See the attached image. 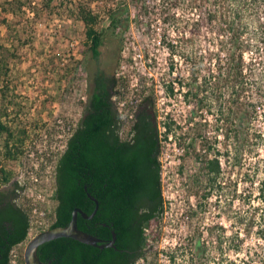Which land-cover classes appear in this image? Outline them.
Instances as JSON below:
<instances>
[{
  "label": "trees",
  "instance_id": "1",
  "mask_svg": "<svg viewBox=\"0 0 264 264\" xmlns=\"http://www.w3.org/2000/svg\"><path fill=\"white\" fill-rule=\"evenodd\" d=\"M185 1L192 11L201 10L205 27L213 30L219 40L217 48L201 54L198 62L190 57L191 75L183 95L195 105L186 118L187 128L172 116L159 119L152 90L141 95L131 117L125 119L111 97L119 79L114 72L90 69L82 112L55 160L51 193L54 206L48 227L67 225L76 206L90 214L96 200L92 216L78 213L77 226L110 240L114 229L116 238L111 244L98 246L72 236H57L37 246V255L44 262L135 264L137 257L144 256L149 248V230L157 235L156 225L164 212L159 154L162 140L170 137L199 162L205 199L213 194L219 196L215 186L222 187L217 181L223 174V162L242 167L246 151L260 156L261 164H256L252 172H244V180L255 190L250 188L243 197H237L249 205L252 196L257 198L261 205L259 217L250 221H256V234L264 242V153L260 155L264 135L253 124L255 118L264 117V0ZM7 4L3 9L9 12H15V8L25 10L22 0H9ZM43 4L50 9L63 6L83 21L84 46L98 62L103 33L96 27L99 12L90 1L45 0ZM107 14L112 30L128 23L124 5L108 7ZM7 15L0 14V22L7 24ZM199 16L193 20L196 26ZM168 45L175 53L174 44ZM204 60H209L207 72L200 74ZM68 67H60L63 75ZM8 71V60L0 57V80L5 81V86ZM199 75L203 79L197 82ZM177 83L180 86L173 82L164 86L169 95L182 89L183 81L178 78ZM5 109L0 112V264H10L12 247L25 241L29 227V212L19 200L22 186L13 179L28 130L21 127L16 131ZM201 111L213 115V119ZM197 115L202 119L197 120ZM258 172L261 175L255 179ZM193 193L197 195V190ZM222 241L220 238L219 246ZM138 247L141 249L133 256L128 253ZM204 251L205 245L197 235L191 246V264H196L194 258ZM168 255L174 259L173 254Z\"/></svg>",
  "mask_w": 264,
  "mask_h": 264
},
{
  "label": "rangeland",
  "instance_id": "2",
  "mask_svg": "<svg viewBox=\"0 0 264 264\" xmlns=\"http://www.w3.org/2000/svg\"><path fill=\"white\" fill-rule=\"evenodd\" d=\"M7 1H3L4 7L9 6ZM22 1L23 11L15 8L9 12L0 6V14H8V23L0 22V57H5L9 66L8 85L0 80V112L6 108L7 119L16 131L21 127L28 130L13 174V179L25 182L19 200L29 214L36 216L45 209L51 220L55 160L63 149L67 125H74L82 112L89 70L98 67L114 72L119 79L115 104L125 119L131 117L136 100L152 90L159 119L172 116L187 128L186 118L195 105L183 95L191 75L190 57L198 62L201 54L217 48L219 40L205 27L201 10L192 11L185 0H89L99 12L96 27L103 33L99 61L95 62L84 46L82 20L63 6L46 7L45 0ZM119 5L127 7L128 23L112 30L107 9ZM197 16L201 19L196 26L193 20ZM169 42L174 44L175 53ZM208 63L203 61L200 74L207 72ZM64 65L70 67L65 75L60 68ZM200 76L197 82L202 81ZM178 78L184 83L182 89L169 95L164 86L169 82L180 86ZM201 112L213 119V115ZM195 118L202 119L201 115ZM253 124L264 135V117L255 118ZM259 157L246 151L242 167L223 162V174L217 181L222 187L215 186L219 196L205 199L199 162L185 154L173 137L163 139L159 159L164 212L156 225L157 235L149 230L148 247L152 248L135 264H191V246L197 235L205 251L194 258L196 264H264V242L256 234V221H250L258 220L261 205L256 197L250 198V205L237 197L250 188L255 190L244 180V172L261 164ZM30 168L37 176L35 181ZM260 175L258 172L255 179ZM29 238L17 246L21 260Z\"/></svg>",
  "mask_w": 264,
  "mask_h": 264
},
{
  "label": "water",
  "instance_id": "3",
  "mask_svg": "<svg viewBox=\"0 0 264 264\" xmlns=\"http://www.w3.org/2000/svg\"><path fill=\"white\" fill-rule=\"evenodd\" d=\"M85 188V184L83 185ZM86 191V190H85ZM86 193L92 197L87 191ZM93 198V197H92ZM95 200V198H93ZM96 200H95V207L91 211L90 214H86L80 207L76 206L71 211V218L67 225L65 226H54V227H46L44 229L39 230L34 235H32L27 241L24 246L23 250V259L25 264H48L39 258L37 255V246L49 239L55 238L57 236H72L77 238L81 241L96 244L101 246L102 244H111L114 238V232L111 230L112 240L110 239H102L97 238L93 234L79 228L77 226V216L78 213L82 214L83 216H91L96 210ZM113 245V244H112Z\"/></svg>",
  "mask_w": 264,
  "mask_h": 264
},
{
  "label": "built area",
  "instance_id": "4",
  "mask_svg": "<svg viewBox=\"0 0 264 264\" xmlns=\"http://www.w3.org/2000/svg\"><path fill=\"white\" fill-rule=\"evenodd\" d=\"M158 43L161 42V39L157 40ZM165 88V87H164ZM118 90H116L113 94H112V99L114 101H116V97L119 96L118 94ZM140 100V99H139ZM136 100L135 104L132 106L131 108V112H130V116L132 115V111L136 105V103L139 101ZM118 103H120L121 105L124 104V100H118ZM118 107V106H117ZM58 122H62V118H57ZM73 125H67L66 127V131H65V137H64V142L61 145L63 148L65 146V140L68 136V134L70 133L71 129H72ZM161 128L163 129V127L161 126ZM63 150V149H62ZM42 158V157H41ZM32 168H30V176L33 178V180H37V176H35V173H32ZM18 179V178H17ZM18 183L22 186L25 182H23V180L18 179L17 180ZM40 195V194H39ZM33 211H36V205L32 208ZM51 222V220H49V216L48 214H46V210L45 209H40L38 214L36 216H33V213L29 214V227H28V232H27V237L33 234H35L36 232H38L41 229H44L46 227H48L49 223ZM26 237V238H27ZM20 244V243H19ZM15 245L12 247L11 252H10V264H19V252L17 250V246L19 245Z\"/></svg>",
  "mask_w": 264,
  "mask_h": 264
},
{
  "label": "flooded vegetation",
  "instance_id": "5",
  "mask_svg": "<svg viewBox=\"0 0 264 264\" xmlns=\"http://www.w3.org/2000/svg\"><path fill=\"white\" fill-rule=\"evenodd\" d=\"M93 215V214H92ZM91 215V216H92ZM103 224H106L105 222L103 223ZM108 226V225H107ZM111 230H113V232H114V238H113V240H112V238H111V240H112V242L115 240V238H116V232H115V230L114 229H111ZM95 237H97L96 235H94ZM97 238H100V237H97ZM152 248V246H150L149 247V249H151ZM141 248L140 247H138V248H134V249H131V250H129V252L128 253H130L131 254V256H133L135 253H137L139 250H140ZM138 258H141V257H137V259ZM136 259V260H137ZM24 260V259H23ZM23 263L25 264V262L23 261Z\"/></svg>",
  "mask_w": 264,
  "mask_h": 264
}]
</instances>
